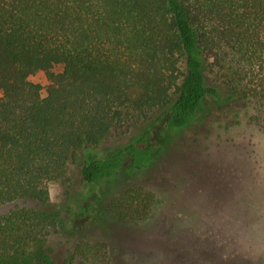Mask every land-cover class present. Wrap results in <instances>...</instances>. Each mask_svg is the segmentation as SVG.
I'll list each match as a JSON object with an SVG mask.
<instances>
[{
    "label": "trees",
    "instance_id": "trees-1",
    "mask_svg": "<svg viewBox=\"0 0 264 264\" xmlns=\"http://www.w3.org/2000/svg\"><path fill=\"white\" fill-rule=\"evenodd\" d=\"M41 71L45 94L30 79ZM220 91L264 131V0H0V206L36 203L0 214V264H59L51 230H81L99 211L147 222L158 198L143 186L91 198L84 219L63 221L49 184H70L83 149L90 184L142 169L157 150L151 127L113 152L90 146L126 123L158 122L161 136L187 128ZM73 254L112 260L99 241L81 240Z\"/></svg>",
    "mask_w": 264,
    "mask_h": 264
},
{
    "label": "rangeland",
    "instance_id": "rangeland-1",
    "mask_svg": "<svg viewBox=\"0 0 264 264\" xmlns=\"http://www.w3.org/2000/svg\"><path fill=\"white\" fill-rule=\"evenodd\" d=\"M209 75L210 84H217ZM45 94L41 71L30 76ZM210 97L201 121L161 136L160 123H126L93 154L122 148L152 128L154 157L142 169L122 170L100 184L80 175L89 160L85 149L68 166L70 184H49L53 208L63 221L84 219L88 201L113 200L131 186H143L158 198L154 215L137 226L98 212L81 230H51L48 245L59 264H83L73 254L81 240L108 245L111 264H264V131L250 123L243 107L224 103L227 94ZM0 92V96H1ZM29 199L0 206V214ZM84 214V215H83ZM83 215V216H82Z\"/></svg>",
    "mask_w": 264,
    "mask_h": 264
}]
</instances>
